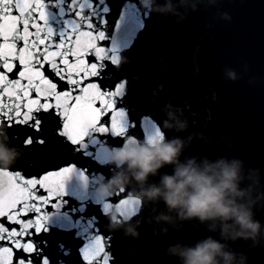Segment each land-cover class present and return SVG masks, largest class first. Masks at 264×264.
Instances as JSON below:
<instances>
[{"label":"water","instance_id":"1","mask_svg":"<svg viewBox=\"0 0 264 264\" xmlns=\"http://www.w3.org/2000/svg\"><path fill=\"white\" fill-rule=\"evenodd\" d=\"M46 3L49 25L61 29L63 21L71 18L59 15L61 8L67 13V0L64 4L57 0ZM101 7L108 8L103 13L107 42L115 37L124 58L119 69L109 66L106 79H126V106L137 125L131 135L137 139L105 141L106 163L100 164L74 152L58 137L55 130L59 121L49 115L40 133L21 127L0 129V147L14 154L11 165L0 169L20 171L28 177L66 163L87 169V189L75 178L68 185L69 206H78L73 192L86 195L82 216L85 221L97 217L101 232L112 236L114 264H183L169 248H193L208 237L224 244L225 252L235 254L234 264H240L241 256L246 258L244 264H264V199L252 208L253 220L260 222L255 241H233L221 236L220 221L181 220L176 211L168 210L163 199L150 200L144 195L152 186L160 187L162 178L174 175L177 168L190 167L212 175L219 171L221 162L228 166L238 163V187L251 189V199L264 194V0H104ZM122 10L125 21L117 31ZM133 16L143 23L142 29L136 28ZM125 43L127 48H123ZM45 71L56 79L51 71ZM60 84L64 90L63 81ZM158 85H163V90ZM142 116L158 121L166 135H144ZM164 121L170 127H164ZM181 124L185 127L178 130ZM28 135L34 142L25 147L22 141ZM37 138L45 143L36 144ZM171 141L181 145L176 161L164 164L143 182L133 178L127 164L113 159L114 152L122 147ZM117 176L123 177L119 187L112 184ZM102 188H107L106 195H101ZM124 189H128L130 207L138 209L139 215L133 211L124 214L123 221L118 220L121 208L117 206L105 217L92 203L95 198L103 201ZM162 216L169 219H159ZM85 235L79 228L53 227L41 239L48 241L45 252L52 264L57 260L82 264L77 249ZM58 245L68 254L64 255ZM24 255L17 252L18 257Z\"/></svg>","mask_w":264,"mask_h":264},{"label":"snow or ice","instance_id":"2","mask_svg":"<svg viewBox=\"0 0 264 264\" xmlns=\"http://www.w3.org/2000/svg\"><path fill=\"white\" fill-rule=\"evenodd\" d=\"M57 3L64 4L65 0ZM103 3L104 0H67V13L61 8L59 15L71 18L63 21L61 29L54 30L49 25L46 0H0V129L21 127L40 133L44 118L51 115L59 121L56 135L74 152L100 164L106 163L105 141L137 139L131 135L137 125L126 106V79H106L109 66L119 69L124 58L115 37L107 42L103 13L108 8L101 7ZM143 15L147 17V13ZM132 19L136 28L144 27L138 18ZM124 21L122 10L117 31ZM127 47L125 43L123 48ZM45 69L56 79L48 76ZM140 127L144 135H166L150 116L140 118ZM33 142L31 135L22 141L25 147ZM35 143L43 145L45 141L37 138ZM86 172L75 163L34 177L0 169V264H52L45 252L48 241L41 237L50 234L53 227L79 228L87 234L77 249L82 264H114L112 236L101 232L97 217L85 221L82 216L86 195L73 192L78 206H69L68 185L75 178L87 189ZM92 203L105 217L110 208L117 206L121 208L118 220L123 221L124 214L133 211L139 215L138 209L130 207L128 189L103 201L95 198ZM58 248L68 254L63 245ZM17 252L25 255L18 257ZM56 264L63 261L57 260Z\"/></svg>","mask_w":264,"mask_h":264},{"label":"clouds","instance_id":"3","mask_svg":"<svg viewBox=\"0 0 264 264\" xmlns=\"http://www.w3.org/2000/svg\"><path fill=\"white\" fill-rule=\"evenodd\" d=\"M229 75L232 79L235 78L232 74ZM157 87L163 90V85ZM163 123L164 127H170L167 121ZM184 127L181 124L178 130H183ZM180 147L178 141L157 142L153 146L122 147L114 152L113 159L127 164L133 178L143 182L149 174H155L164 164L174 163ZM13 160L14 154L0 147V166L9 167ZM122 181L123 177L117 176L112 184L119 187ZM237 181V162H233L231 166L221 162L219 171H213L212 175L190 167L177 168L174 175L162 178L160 187L152 186L144 195L150 200L163 199L168 210L176 211L181 220L195 218L201 222L220 221L221 236L225 239L255 241L260 231V222L253 220L252 208L258 200L264 199V194H258L253 200L251 189H240ZM100 191L101 195L107 194V188ZM159 219L167 221L169 217L162 216ZM128 232L131 233V229ZM224 247V244L208 237L193 248L179 250V246H175L168 251L178 255L183 264H234L235 254L225 252ZM245 259L241 256L240 264H244Z\"/></svg>","mask_w":264,"mask_h":264}]
</instances>
